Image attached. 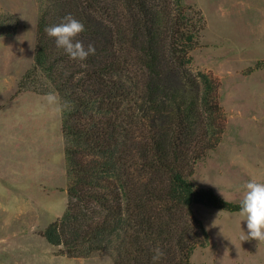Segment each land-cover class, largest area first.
<instances>
[{"label":"trees","instance_id":"obj_1","mask_svg":"<svg viewBox=\"0 0 264 264\" xmlns=\"http://www.w3.org/2000/svg\"><path fill=\"white\" fill-rule=\"evenodd\" d=\"M34 62L17 92L60 99L67 205L42 235L69 256L108 251L115 264H192L208 231L203 204L239 211L191 177L226 131L220 81L192 68L206 20L183 0H38ZM68 15L95 54L72 60L45 32ZM17 19L0 9V36ZM67 105V107H65ZM164 255L153 260L154 250Z\"/></svg>","mask_w":264,"mask_h":264},{"label":"rangeland","instance_id":"obj_2","mask_svg":"<svg viewBox=\"0 0 264 264\" xmlns=\"http://www.w3.org/2000/svg\"><path fill=\"white\" fill-rule=\"evenodd\" d=\"M206 20L192 68L220 81L226 112L222 141L197 161L191 179L240 202L251 180L264 183V0H183ZM17 29L0 36V264H115L108 251L69 256L42 235L67 205L62 112L56 90L17 92L34 62L38 0H0ZM55 94L58 103L46 97ZM194 210L208 231L192 264H264V241L244 240L239 211L203 204Z\"/></svg>","mask_w":264,"mask_h":264},{"label":"clouds","instance_id":"obj_3","mask_svg":"<svg viewBox=\"0 0 264 264\" xmlns=\"http://www.w3.org/2000/svg\"><path fill=\"white\" fill-rule=\"evenodd\" d=\"M85 31V25L73 16L68 15L64 22L49 26L45 29L47 35L55 38L58 48H62L72 60L85 61L90 55L95 54L93 44L85 47L77 37ZM50 104L58 103L57 96L50 93L46 97ZM67 107V105H65ZM245 191L241 200L240 215L247 222V235L242 239H254L264 241V183L251 180L246 183ZM154 261L160 260L164 253L159 249L154 250Z\"/></svg>","mask_w":264,"mask_h":264}]
</instances>
